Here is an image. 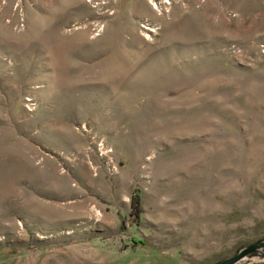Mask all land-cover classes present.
<instances>
[{
    "label": "rangeland",
    "instance_id": "374dc122",
    "mask_svg": "<svg viewBox=\"0 0 264 264\" xmlns=\"http://www.w3.org/2000/svg\"><path fill=\"white\" fill-rule=\"evenodd\" d=\"M263 239L264 0H0V264Z\"/></svg>",
    "mask_w": 264,
    "mask_h": 264
},
{
    "label": "water",
    "instance_id": "95a60500",
    "mask_svg": "<svg viewBox=\"0 0 264 264\" xmlns=\"http://www.w3.org/2000/svg\"><path fill=\"white\" fill-rule=\"evenodd\" d=\"M261 248H264V241L262 243L249 245V246L241 249L233 257L226 259V260H223V261H220L218 263H214V264H233V263L239 261L240 259H242L243 257H245L246 255L254 252L257 249H261Z\"/></svg>",
    "mask_w": 264,
    "mask_h": 264
},
{
    "label": "trees",
    "instance_id": "16d2710c",
    "mask_svg": "<svg viewBox=\"0 0 264 264\" xmlns=\"http://www.w3.org/2000/svg\"><path fill=\"white\" fill-rule=\"evenodd\" d=\"M262 241H264V239H263ZM244 248H245V247H244Z\"/></svg>",
    "mask_w": 264,
    "mask_h": 264
}]
</instances>
